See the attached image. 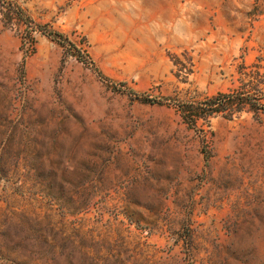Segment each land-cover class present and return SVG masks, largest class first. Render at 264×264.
<instances>
[{"label": "rangeland", "instance_id": "obj_1", "mask_svg": "<svg viewBox=\"0 0 264 264\" xmlns=\"http://www.w3.org/2000/svg\"><path fill=\"white\" fill-rule=\"evenodd\" d=\"M233 91L264 0H0V264H264V114L200 110Z\"/></svg>", "mask_w": 264, "mask_h": 264}, {"label": "trees", "instance_id": "obj_2", "mask_svg": "<svg viewBox=\"0 0 264 264\" xmlns=\"http://www.w3.org/2000/svg\"><path fill=\"white\" fill-rule=\"evenodd\" d=\"M45 35V33H42ZM58 38L63 44L64 37L60 34H51ZM201 111L206 112L207 116L222 113L227 120H233L239 117L245 106H249L256 114H264V96L260 92L256 95H250L247 91H233L227 95H217L205 100ZM194 123V121H191Z\"/></svg>", "mask_w": 264, "mask_h": 264}]
</instances>
